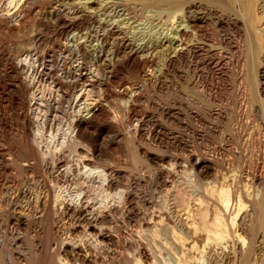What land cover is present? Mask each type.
Segmentation results:
<instances>
[{
	"label": "rangeland",
	"instance_id": "rangeland-1",
	"mask_svg": "<svg viewBox=\"0 0 264 264\" xmlns=\"http://www.w3.org/2000/svg\"><path fill=\"white\" fill-rule=\"evenodd\" d=\"M6 1L0 3L8 6L6 11L14 12V7L18 8V3ZM29 1L24 10L27 16L15 24V29L3 28L4 22L0 21V264H11L9 257L13 252L21 253L17 264L66 262L57 260L56 250L43 251L36 247L41 239L53 243L50 241L55 190L68 183L75 188L77 181L85 177L86 185L93 186L90 190L95 195L94 187L99 181L96 171L106 165L114 164L144 178V185L135 191L150 202H137L140 218L120 222L117 214L118 226L104 224V230L113 229L121 240L137 235L152 239L151 230L156 226L161 229V236L154 242L161 249L162 261L181 257L185 252L170 235L174 223L157 216L150 223L152 212L158 214L171 207L187 216L192 204L185 201L191 197L196 207L208 206L212 210H209L211 216L208 214L212 220L216 206L223 208L219 197L211 195L210 189L221 190L230 184L257 195L259 188L245 174L256 164L264 169V95L257 94L255 87L259 77L264 85L263 72L258 73V69L264 70V0H120L103 14L101 11L94 16L76 18L75 7L86 6L88 0ZM56 11L64 18L74 17L76 28L65 31L55 16ZM190 16H197L200 21L191 27ZM222 17L227 22L226 19L222 22ZM234 19L239 26L234 25ZM101 20L107 26H100ZM113 23L121 28L109 34L107 27ZM186 25L190 30L183 34L181 29ZM75 39L84 40L87 48L76 50ZM127 41L149 46L134 59L125 61L126 51L118 48ZM162 42L173 43L166 46ZM104 44L101 56L99 46ZM80 66L96 85L85 89L83 81L77 79ZM70 79L77 82L76 86L57 85L59 82L65 85ZM31 81L29 89L27 84ZM100 82L107 83V87L101 88ZM27 91L37 98L44 93L54 106L46 139L50 140L52 135L57 140V149L71 160L58 171H45L37 165L41 160L39 143L24 130V121L31 118L36 131L39 101L28 100ZM135 91L139 93L135 107L126 109V95ZM98 100H103L108 108L99 121L103 128L112 131L98 137L93 126L76 139L62 143L63 137L73 130L81 104L92 106ZM164 106L171 113H164ZM148 113L153 117L142 120ZM156 125L164 129L162 139L146 135L134 139L137 127L147 134ZM108 140L112 141L111 146ZM140 143L151 152L166 156L164 165L173 169L167 184L156 181L155 173L162 165L145 158L138 151ZM190 155L209 160L212 167L206 173L193 168L194 171L189 167L193 166ZM176 158L182 159L183 165L188 161L189 166L188 163L186 167L177 165ZM83 159L90 162L93 176L85 174L83 164L78 166ZM70 164L74 171L67 181L65 170ZM89 176L96 177L92 183L87 181ZM20 186L30 196L48 194L47 205L37 208L32 202V217L26 225L5 224L9 205L2 197ZM122 190L125 187L113 189L111 194L116 196ZM257 197L260 201L253 221L258 238L243 255L232 253L226 264H264V190ZM29 199V196L23 199L24 204ZM41 214L46 220L44 231ZM71 223L67 220L64 225L65 239L95 237V232L85 231L82 224L78 231H71ZM11 231L21 235L22 248L9 245ZM2 237H6L5 243ZM190 240L187 239L185 247L190 248ZM118 252L130 264L134 263L132 249ZM68 262L74 264L72 260Z\"/></svg>",
	"mask_w": 264,
	"mask_h": 264
},
{
	"label": "bare ground",
	"instance_id": "bare-ground-1",
	"mask_svg": "<svg viewBox=\"0 0 264 264\" xmlns=\"http://www.w3.org/2000/svg\"><path fill=\"white\" fill-rule=\"evenodd\" d=\"M28 1L29 0H9L10 3H18V8L15 10L14 7V12H10L9 10L6 11V8H8V6L6 7L4 5V7L2 4L0 5V21L4 22V25H2L4 26L3 28L15 29V24L20 23L23 20V17L26 18L27 15H24L27 12L24 13V10L26 11L27 9H25V7ZM119 1L120 0H88L87 3H85L86 6H74V15H72L74 17H86L90 15L92 16L93 14L101 11H103V14L106 10L110 9L109 7L113 8L115 3ZM0 3H2V0L0 1ZM189 10L190 9L188 7V11ZM59 13L57 12L55 16L61 22L60 24L65 31L76 28V17L68 19L62 17ZM226 17H222L221 21L223 22L226 19L227 22L228 19ZM198 20L199 19L197 16H190L191 27L195 25ZM234 21L236 20L234 19ZM104 23L105 20H101L100 26L106 25ZM236 23L238 22L236 21L234 25H238ZM116 24H109L111 25L107 27L109 28V34L115 33L120 30V25L117 26ZM189 27L190 26L186 25V27L183 26L182 29L180 28L181 33L185 34V32L190 30ZM104 35L106 36V33H104ZM78 40L75 39L74 48H77L76 50L79 51L86 46L84 44V40ZM171 43L173 42H162L161 45L168 46ZM147 46L149 45L144 43L135 45L127 41L122 43V45L119 46L118 50L126 51L124 60L130 61L136 57L138 52H140L145 47L147 48ZM105 47V44L99 46L101 56H103ZM150 47L152 46L150 45ZM78 71L79 72L77 75V79L81 80L80 82L83 81L84 87L96 85V82L88 79L87 74L82 71L81 66ZM259 72H263L262 78L264 79V70L258 69V73ZM261 82V77H259L256 83H254L256 85L255 87L257 88V94L264 95V85H262ZM76 83L77 82L75 80L70 79L66 82V84L64 83L65 85L60 82L57 85H59V88L64 86L71 87ZM31 84L32 81L28 82L27 84V86H29V89ZM99 86L101 88H106L107 83L100 82ZM137 93L138 92L136 91L130 94H128L127 92L128 95L126 96L128 97V99L126 101V109L130 110L135 107V101H137V97H139V93ZM27 96L28 100L30 101H39V111L36 120L38 124L36 131H34V129L32 128L31 118H26L24 121V130L36 142L39 143L38 153L41 156V160L39 164H36L45 171H58L60 170V167L62 165H65V163H70L71 160H69V158H67L68 156L66 157V155L60 151V149H57V140L55 141L52 135L50 136V140L48 138V140L46 139V128L49 124L50 113L54 106L44 93L40 94V97L37 98L35 97V95L27 91ZM107 109V105L103 102V100H98L92 106L84 105V103L81 104L80 109L78 110V115L74 120L73 130L69 133V135H65L63 137L62 143H68L71 138L76 139L79 135H81L85 131L90 130L93 126H95L98 130V137H100L102 133L112 131L108 128H103L99 121L100 115L103 114V112H107ZM162 109L166 114L171 113V110L169 108H166L165 106ZM152 117L153 114L148 113L142 120H146ZM143 135H146L148 138L162 139L164 135V129L161 125H156L155 127L151 128L147 132V134H145L140 129V127H137L133 137L135 140H139L143 138ZM115 137H117V135ZM107 143L111 146L112 141L108 140ZM138 151L145 158L162 165V167L155 173L156 181L161 184H167L173 176V169L168 168L164 165L167 160L166 156L151 152L149 149L145 148V146L143 147L141 143L138 145ZM189 160L193 164V166H189L190 163L187 161L189 167H192V169L195 168V170L198 169L199 171L204 173L209 171V169L212 167L211 162L205 158L197 159L196 157L194 158L193 155H190ZM175 163L179 166H185L187 164L185 163V165H183V160L179 158L175 159ZM82 164L86 168L85 174L91 175L92 169L88 166L90 162L86 159H83L78 163V166ZM254 166L255 167L252 170L247 171V173L245 174V178H247L248 176L247 179L251 181L253 185L259 188L257 195L253 193H246L245 190H240L230 184L221 187V190L218 189L219 192L218 190H216L217 187L215 189L213 188L209 190L211 195H214V197L215 195L219 197V201H221L223 208L217 209V206L216 209L213 208L214 212L212 216H214V218L211 217L212 220L208 218L209 215L211 216V214H209V210L211 209H209L208 206V208H204L205 206L202 208L200 204V207H196L194 205L195 203H193V201L191 200V197H187L189 199L187 201L186 198L185 201V203L187 202L189 204H192L187 216L181 214L178 209L171 207L165 209L164 211H160L158 214L156 213V211L152 212L150 223L155 222L156 216L160 217L163 221L174 223V226L169 229V232L172 239L177 244H181L183 246L185 253L181 257H176L172 260L169 259L168 261H162V258L160 256L161 249L154 242L156 238L161 236V229L157 228L156 226L152 228L150 234L153 240L144 237L143 235H137L136 237L131 239L127 238L121 240L113 229L107 231L104 230V227L102 226L104 224H115V226H118L116 219L118 217L117 214H120L121 220L118 219V221L120 222L133 221L137 218H140L141 210L140 208H137V202L142 201L143 203L147 204L150 202L148 199L146 200L142 198L141 195L143 194H141V192L135 191L136 187H139L140 185L145 183V180H143L144 178H142L141 176L137 177L136 174L130 173L119 166H115L114 164L106 165L96 171L99 181L98 185L94 187L95 195H93L90 190L91 187L93 189V186H91V184L88 186L86 185L85 177H82L81 180L79 179V182L77 181L78 186L75 188H72L70 183L66 184L65 186H57L53 198L54 219L51 229L53 238L50 241L53 243H45L44 240L41 239L36 244V247L38 250L43 251L50 249L56 250L55 256L57 260H66V262H64L63 264H71L70 262H68L69 260L74 261V264H130L128 258L123 256L122 253L118 252L122 249H132L134 251L135 255L133 264H226L232 253L235 252L236 256L237 254L243 255L244 253L249 251L252 246H254V243L258 238V235L255 233L253 213L256 206L259 204L258 201H260V198H258L257 196L264 190V169H262L263 167H261L259 164H256ZM65 171L68 174L67 181H69L70 176H73V164H70V166L67 167ZM94 177L92 178L89 176L90 179L88 178L89 180L87 181L92 183L96 178ZM122 186L125 187V190L120 191L116 196L111 194V191L113 189ZM42 194L30 196V192L26 188H22L21 186L17 187L15 192L6 193L2 197L9 205V208L7 210L8 221L5 224L10 222L17 226L26 225L32 217V214L30 212V205L32 204V202L35 203L37 208H40L42 206L44 208L46 207L48 202V194ZM28 196L30 199L28 200V203L24 204L23 199ZM248 202L250 203L248 204ZM41 218V228L44 231V224L46 222L44 214H41ZM67 220L72 221L69 227L71 231H78L80 229V225L82 224L86 226L85 231L92 229L95 232V237L65 239L63 237V232L64 230H66V227L64 225L66 224ZM155 224L156 223H154V225ZM10 235L12 236V244L9 245H13V247L15 246L19 249L22 248L23 241L20 239L21 235L19 237L15 235L13 231H11ZM189 238H191L190 243H192V245H190V248L185 247V243ZM4 239L2 237V241H4L5 243ZM169 250L173 252L172 248H170ZM20 254L21 253L13 252L10 257L7 255L11 260H9L11 264H17V261L21 258Z\"/></svg>",
	"mask_w": 264,
	"mask_h": 264
}]
</instances>
